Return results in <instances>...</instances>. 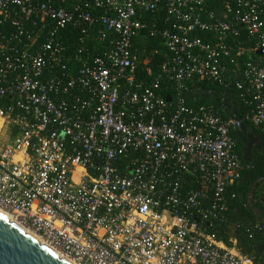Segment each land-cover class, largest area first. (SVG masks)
<instances>
[{
    "label": "built area",
    "instance_id": "1",
    "mask_svg": "<svg viewBox=\"0 0 264 264\" xmlns=\"http://www.w3.org/2000/svg\"><path fill=\"white\" fill-rule=\"evenodd\" d=\"M222 3L215 12L208 0H0V113L10 121L0 169H11L0 171V200L25 203L22 191L40 189L71 209V223L4 212L76 264H255L217 233L228 188L250 168L231 136L244 120L184 97L197 82L234 86L253 106L246 121L264 136V0ZM69 29L78 31L73 46ZM144 38L166 50L156 74L137 49ZM20 145L27 161L50 163L15 176L19 165L5 153ZM120 195L127 200L118 204ZM138 202L153 216L135 243L108 244L104 232L95 246L57 247L54 232L79 237L89 214L123 218V204Z\"/></svg>",
    "mask_w": 264,
    "mask_h": 264
},
{
    "label": "trees",
    "instance_id": "2",
    "mask_svg": "<svg viewBox=\"0 0 264 264\" xmlns=\"http://www.w3.org/2000/svg\"><path fill=\"white\" fill-rule=\"evenodd\" d=\"M223 0H208L209 10L220 12L223 9ZM64 40L73 46L78 38V31L66 30ZM204 37L202 34H198ZM141 54L149 57V67L153 74L160 71L162 63L166 60V50L157 39L144 38L137 44ZM157 49L158 54L150 51ZM98 52V48L95 50ZM245 59L249 60L248 56ZM160 93L166 97H174L172 90H162ZM187 104L192 106H206L218 111L223 119L234 115L244 120L241 130H234L231 136L236 143V149L243 161L249 164L241 178L228 188L227 223L218 225L217 233L227 245L229 239L236 240L237 248L245 255L254 259L255 264H264V229L253 231L254 225H264V136L246 121L253 106L248 99L241 97V91L234 86L224 88L217 84L197 82L190 86L184 95ZM256 138L257 147L250 157L245 156L246 146L251 139Z\"/></svg>",
    "mask_w": 264,
    "mask_h": 264
},
{
    "label": "snow or ice",
    "instance_id": "3",
    "mask_svg": "<svg viewBox=\"0 0 264 264\" xmlns=\"http://www.w3.org/2000/svg\"><path fill=\"white\" fill-rule=\"evenodd\" d=\"M9 123L10 121H8L7 117H5L3 113H0V152L3 151V148L9 142V128L6 126ZM61 135L63 134L61 133ZM5 155L9 156L10 163L15 162L19 165L14 173V175L17 177L21 175L22 171L26 172L29 169L35 170L33 172V175H35L36 171H38L39 168H42L50 163L48 159H44L43 163H41L39 158L32 161H27L23 145L19 146V150L14 156H11L10 153H5ZM2 163L3 162L0 161V164ZM26 163L27 167H24ZM76 163V161L72 162L73 165H76ZM4 169L11 171V169H8L7 165H4L3 169H0V171H3ZM83 172V168H79L78 171L74 172L77 183L81 182V174ZM5 179H7V177H5ZM40 183H43V181H40ZM84 183H87V181H84ZM30 190L32 191L31 196L28 194V190L22 191L20 193L21 199L24 200L25 203H20V201L18 200H13L11 203H5L4 201L0 200V218H2V213L4 211L18 210L21 216L26 217L29 220L43 216L49 221V225H51V223L55 221L58 224L59 228L64 227V224L60 223V221L62 220L71 223V209L63 208V206L60 205L59 200L52 201L50 199V196H46L43 194V190ZM93 191H95V189H93ZM37 197H39V199H37ZM122 200H127V198L120 195L117 203L119 204ZM123 207L128 210L127 215L123 218L117 216L113 219H101L97 221L91 214H89L87 219V230L85 231L84 235H81L79 237H64L63 231L54 232L53 235L56 237L57 247L61 251H64L68 249L72 244H75L77 247L82 245L84 248H88L90 245L95 246L97 241L93 240L92 237L96 236L98 233L103 234L104 232H107L108 234V244H111L113 239H119L120 237H124L126 241H130L131 243H135V241L131 240V237L139 233L141 229L145 228V226L148 225L149 218L153 216V213L148 211L147 205L143 204L142 202L136 203L131 208L127 203H124ZM155 211L159 212L160 210L157 208L155 209ZM72 229L73 231L79 232V228L76 225H72ZM38 230L43 232V226H41V228ZM155 230L156 229H153V231ZM116 233H119V235H116ZM116 247H119V245H116ZM126 248L127 245H125V249Z\"/></svg>",
    "mask_w": 264,
    "mask_h": 264
},
{
    "label": "water",
    "instance_id": "4",
    "mask_svg": "<svg viewBox=\"0 0 264 264\" xmlns=\"http://www.w3.org/2000/svg\"><path fill=\"white\" fill-rule=\"evenodd\" d=\"M260 54V52H259ZM0 264H69L5 216L0 218Z\"/></svg>",
    "mask_w": 264,
    "mask_h": 264
},
{
    "label": "bare ground",
    "instance_id": "5",
    "mask_svg": "<svg viewBox=\"0 0 264 264\" xmlns=\"http://www.w3.org/2000/svg\"><path fill=\"white\" fill-rule=\"evenodd\" d=\"M2 215L5 216L7 219H9L10 222H13V223L17 224V222L15 220H13L10 217V215H8L7 213L3 212ZM19 226L22 227L27 234H29L35 240H37L38 242H40L42 245L51 248L60 258H62L63 260H65L67 263H69V264H76V263H74V261L70 260L69 258H67L66 256H64L62 253H60V251L56 250L55 248L51 247L50 245H48L47 243H45L44 241H42V239L40 237H38L34 232H32L31 230H28V229L24 228L21 225H19Z\"/></svg>",
    "mask_w": 264,
    "mask_h": 264
},
{
    "label": "rangeland",
    "instance_id": "6",
    "mask_svg": "<svg viewBox=\"0 0 264 264\" xmlns=\"http://www.w3.org/2000/svg\"><path fill=\"white\" fill-rule=\"evenodd\" d=\"M257 147V141L256 139H251V142L246 146L245 149V156L250 157L251 154L253 153V150Z\"/></svg>",
    "mask_w": 264,
    "mask_h": 264
},
{
    "label": "crops",
    "instance_id": "7",
    "mask_svg": "<svg viewBox=\"0 0 264 264\" xmlns=\"http://www.w3.org/2000/svg\"><path fill=\"white\" fill-rule=\"evenodd\" d=\"M256 139V138H255Z\"/></svg>",
    "mask_w": 264,
    "mask_h": 264
}]
</instances>
